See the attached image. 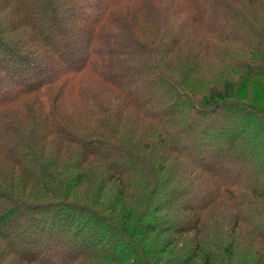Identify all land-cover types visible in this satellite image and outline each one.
<instances>
[{
	"label": "rangeland",
	"instance_id": "374dc122",
	"mask_svg": "<svg viewBox=\"0 0 264 264\" xmlns=\"http://www.w3.org/2000/svg\"><path fill=\"white\" fill-rule=\"evenodd\" d=\"M23 1L30 8L26 14L18 11L14 3H0V53L7 51L10 44L30 56L32 61L23 64L24 66L19 68L20 71L15 70L12 74L10 66L14 65V61L10 60H17L21 54L17 51L13 52L12 56L8 53L11 57L9 59L0 57V93L6 92L7 87H10V90L18 89L20 86L14 85L15 78L30 80L32 70L37 72L33 79H43L49 72L54 74L55 70L59 71L60 60L62 64H71V67H74L87 57L86 50H94L102 61L95 64L94 68L74 73L79 75L76 89L72 90L69 84L62 85V88H51L53 81H50L38 92L31 93L28 96L30 99L23 104L24 121L19 119L14 104L0 108V126L4 118L6 122L11 116L14 119L10 132L4 126L0 128V151L5 152L0 156V190H23L22 193L31 197L24 200L36 205L24 207V214L14 219L15 224L8 229L7 235L0 237L2 261L6 259L1 256L2 249H11L20 255L19 258L13 257L18 260L4 264H19L21 256H30L38 261L34 263L30 260L26 264H54L58 259L68 257L66 264H76L80 259L78 250H82L94 236L95 241L109 246L115 255L122 256L126 247L122 248V254L118 248L123 244L120 239L123 234L115 233L114 228H128L143 203L147 204L149 210L162 204L161 195L154 201L146 199V188L158 178L157 175L165 177L169 184L175 183L176 180L182 184L188 179L191 181L196 178L195 172L191 171L195 166L205 167L203 164H206L209 168L221 166V175L230 178L244 170L241 162L245 161L247 166L244 174L250 177L264 176L263 127H251L244 131L242 140L237 141L235 147L228 148V145L220 143V154L216 153L218 157L211 164L204 157L202 159L199 155L196 156L192 148L195 143L200 147V138L205 134L203 130L206 129L215 135L218 129L226 128L224 117L232 120L238 118L239 114L244 117L243 111L238 113V109L234 111L230 106L237 105L241 99L246 101V97L254 95L260 87L258 84H252V89L244 90L239 72L228 62L263 59L264 0H221L223 5H219L222 9L218 11L212 25H208L209 31L204 29L198 35L200 31L193 30L191 36L182 42L180 52L172 59L162 58L159 52L165 40L164 13L170 0H140L139 6L131 1L118 4L108 21L95 28L101 36L96 30L93 32L94 37L100 36L94 43L100 42L101 45L90 49L87 47L89 45H78L83 44L80 40L86 35L82 31H76L72 20L76 21L74 14L77 11L82 16L81 9L84 8L78 6L74 0ZM205 1L207 0H203L204 3ZM173 2L179 3L178 0ZM205 9L208 10V5ZM94 13L95 10L90 14L87 12V15L92 16ZM208 14L210 15V10ZM53 16L63 29L66 26L71 29L64 30L65 36L62 35L69 44V48L61 47L62 50L73 56L68 60L60 56L55 44L50 46L46 42L47 38L57 36L58 29L53 27L50 21ZM81 16H77L81 22L92 20L85 16L82 19ZM185 17H180L181 24H187ZM209 19H212V16ZM58 38L62 46V37ZM130 38L138 40L143 46L142 50L134 51V46L128 45L127 40ZM127 45L130 50L124 51ZM201 47L204 48L199 55ZM69 50L71 52H68ZM196 60L201 62L202 68L193 73L195 68L192 69V63ZM159 68H163L162 73L168 76L175 86L191 92L193 98L171 89L164 78V83L156 79L153 70ZM216 77L224 78L226 83L217 84ZM184 80L185 83L190 81V87L182 85ZM249 84L251 87V83ZM123 85L133 87L135 93L139 92L135 95L141 94V100L144 99L142 104H139L140 100L136 103L130 99L129 94L120 89ZM63 91L64 93H60ZM152 99L153 110L157 112V116H153L155 118L147 117L140 109V105L146 106ZM186 100L198 105L223 101L229 104V108L210 110L208 115L198 113L191 121L195 110L193 105L186 104ZM18 104L20 106V103ZM259 104L264 105V98L260 99ZM202 116L208 119L205 120L208 124L202 122ZM190 130L195 132V139L190 138ZM4 138L5 141L2 142ZM7 138L10 139L7 141ZM111 143L120 149L122 147V153L112 149ZM221 146L224 148L221 149ZM108 147L112 149L110 153H107L110 151L106 150ZM89 148L99 154L89 153ZM171 148L178 153L163 160L159 174L153 175L152 180L151 175L143 179L142 169L135 165L137 161L132 158V154L136 152L141 156L142 162L145 158L152 162L158 156V151L163 155V150ZM184 148L186 150H183ZM251 150L257 156V164L256 161L249 163L247 159ZM236 151L241 154L240 157L233 156ZM192 155L193 160L188 158ZM252 164L255 165L254 168ZM26 165L37 168L29 174L30 179L26 176ZM78 169L81 171L80 176ZM122 170L126 171L118 173ZM43 178L45 181L38 182ZM197 182L196 185L202 188L195 192L190 189L191 192L186 194H201L203 189L206 190V187L211 185L206 184L205 187L203 182ZM196 185L193 184L194 187ZM194 187L191 188L194 190ZM66 189L74 192L76 196L68 200L55 198ZM178 196H182L180 201L170 199L163 206L171 210L177 209L186 198H191L183 194ZM235 197L233 196L234 201L231 200L232 197L228 199L230 204L237 208L239 203L235 201ZM62 201H65L66 205L59 204ZM10 203L0 198V212L4 204L11 205ZM85 208L92 211L93 217L89 216L90 211H84ZM94 209L96 211H93ZM66 210L73 214L68 216ZM258 212L251 213L248 217L262 222L258 227L264 228V209L259 208ZM165 213L163 215L167 216ZM204 213L206 221L201 228L202 238L204 242L215 246L219 259L216 264H264V252L261 249L264 241L253 242L256 247L249 251L251 244L247 238V226L241 222L234 225L230 215L232 210L227 205L218 202L208 207ZM53 214L57 215L56 222L50 220ZM162 219L157 223H164ZM150 220L152 219H146V223ZM152 222L155 223L153 220ZM111 225L113 227H110ZM236 226L239 227L235 228ZM170 236L171 232L158 231L148 233L149 239L145 242L138 239L141 237L137 239L144 248H156L165 244ZM190 241L191 239H184V243L175 251L169 248L166 264H176L177 260H181L185 254L183 252L189 250ZM207 244L205 243L203 248L211 253ZM181 250L183 254L179 258L178 253ZM41 258L45 261H41Z\"/></svg>",
	"mask_w": 264,
	"mask_h": 264
},
{
	"label": "trees",
	"instance_id": "16d2710c",
	"mask_svg": "<svg viewBox=\"0 0 264 264\" xmlns=\"http://www.w3.org/2000/svg\"><path fill=\"white\" fill-rule=\"evenodd\" d=\"M133 4L140 5V0H74V2L80 6L83 7L84 11L82 16L79 15L80 12H76L74 17L76 18V21L72 20L73 23H75L76 31L77 32H84L85 38L79 39L82 41L83 44L78 43L79 46L83 45H89L87 47L92 48L96 47V45H101L100 42L94 43L95 40L99 39L101 34L95 29L99 25H102L103 23L107 22L109 19L110 14L114 12L118 4L120 3H127L130 2ZM178 4H175L173 0H170L168 6L166 7L164 18L166 20L165 23V29L166 33L165 40L162 44V46L159 48V52L162 56V58H174L173 56H176L177 53L180 52L182 49V42L185 41L189 36H191L193 30H199V34L205 29L208 30V25H212V23L215 21L214 18L218 16V11H221V0H207L205 3L203 0H178ZM0 3H4L5 5H9V3L16 4L18 11L20 12H28L30 8H28V4L25 3L23 0H0ZM212 3V4H211ZM206 4V5H204ZM214 4V6H213ZM221 4V5H219ZM34 5V4H33ZM32 5V6H33ZM37 5V4H36ZM34 5V6H36ZM208 10L205 9L207 8ZM40 7V6H38ZM33 9V8H32ZM77 9V6H76ZM95 10L94 15L88 16L90 12H93ZM210 10V15L208 14V11ZM35 11V10H34ZM222 14V13H221ZM185 15H188V17H185ZM81 16L83 19L85 17L92 18L91 21H80V18H77ZM181 16H184L187 19V24H181ZM210 16H212V19H209ZM51 23H53V27H56L58 30L57 32V38H47L46 42L52 45L57 46V50H59V54L62 58H72L73 56H70V53H67L62 50L63 48H69L68 42H66V38L63 37L64 30H71L69 26H66L64 29L59 24L56 23V20L54 19V16L50 18ZM164 26V24H163ZM97 31V33L100 35L93 36V32ZM209 31V30H208ZM59 36L62 37V46L59 44ZM65 36V35H64ZM45 40H43L44 42ZM128 45L134 46V51L137 49L143 48L141 43L136 40L135 38H130L127 40ZM58 43V44H57ZM75 43V42H74ZM95 44V45H94ZM201 44V43H200ZM7 46V51H4L2 54L0 53L1 58L9 59L11 58L10 55H14L13 52H19L21 55H17V60H10L14 61V65L10 66V71L12 74H14V71H20V67H23V64H28L31 62L32 58L30 56H27L26 53H23L20 49H18L14 45ZM54 45V46H55ZM128 45L126 46L124 51L130 50L128 49ZM140 45V46H139ZM132 46V47H133ZM72 48V46H71ZM204 47L200 48L199 55L202 53ZM73 49V48H72ZM142 50V49H141ZM68 52H71L70 50ZM87 57L83 60V62L74 65V67H71V64H62L61 60L58 61L59 65V71L55 70L54 74H51L48 70V74L43 78H35L33 79V76L37 73L36 71L33 72L32 70V77L29 80V78H21L19 80H16L15 76V84L18 87V89L10 90V87H7L8 90L6 92L0 93V108L4 106H9L11 103L14 104V108L17 110V114L19 115V119L21 121H24L25 117L22 115V109L23 104L26 102L29 95L31 93L38 92L41 87L45 85V83H48L50 81L52 82L51 88L57 86L58 88H62V85L69 84L72 86V90L77 88V80L78 76H76L74 73H77L83 69H89L91 67L94 68L95 64H100L102 60H100V57L97 53L90 50H86ZM10 55H9V54ZM26 54V55H25ZM198 55V57H199ZM59 56V57H60ZM197 59V56L195 57ZM264 59V56H262ZM260 59L257 60H234L231 62H228L229 65L235 67L236 71L239 72V76L241 77V84L243 86V89L250 88L252 89V84H258V87L254 93V95H251L249 98L246 97V101L240 100V102L235 106H230L234 109H238V113L244 112L245 116L241 117L240 114L238 115V118L232 120L229 118H225L224 123H226L224 126L226 128H223L222 130L218 129L217 133L215 135H212V133L208 132L206 129L203 130L205 134H202V138H200V147L198 145L192 146L194 152L196 153V156H200V158L210 161L209 164H211L216 157H218V154H220V150L218 148V145L225 144L228 145V148H232L237 141L242 140L244 136V131H247L251 127L264 128V105L259 104L260 99L264 98V60ZM71 61V60H70ZM201 62L199 60L194 61L192 63V69H194V72L199 71L202 66L200 64ZM208 63V62H207ZM169 65H172V60L169 61ZM140 71V69H138ZM163 68H159V70H153V73L156 79H160L163 83V79H165L166 83L171 86V89L176 90L180 92L182 95L190 96L193 98L191 92H187L186 90L177 87L174 85V83L171 81V79L162 73ZM75 75V76H74ZM189 80V79H188ZM215 81L217 84L226 83V80L224 78H215ZM157 82V81H156ZM189 82L185 83V80L182 82V85H188ZM114 83V80H113ZM251 83V87L250 84ZM230 85L229 83H227ZM135 87V86H134ZM190 87V86H189ZM120 89L124 92H127L133 101L136 103L140 100L139 104H142L141 100V94L135 95V89L133 87H123L120 86ZM192 89V88H191ZM213 89V88H212ZM243 91V90H242ZM60 93H64L60 92ZM181 94L179 96H181ZM240 95V94H238ZM241 96V95H240ZM239 96V97H240ZM27 97V98H25ZM23 98H25L23 100ZM196 99V98H194ZM23 100V101H22ZM186 104L193 105V117L191 121L196 118L198 113L206 114L210 112V110H218V109H225L229 106L228 103H224L223 101L220 102H213L208 104L198 105V103H192L191 101L186 100ZM20 103V106L19 104ZM154 101L152 99V102H148L146 106L140 105V109L144 111L145 114H147V117L155 118L153 116H157V112L153 110ZM138 108V107H136ZM229 108V107H228ZM16 113V112H15ZM201 114V115H202ZM6 118H4V122L1 127L4 126V128H7L9 132L11 131V124L14 122L13 117L11 116V119L6 122ZM208 120L204 116H202V122H206L208 124ZM219 121V120H218ZM221 121V120H220ZM236 121H239L238 123ZM235 123V124H234ZM203 124V123H201ZM239 124V125H238ZM202 126V125H201ZM190 127V126H189ZM240 131V132H238ZM173 132V131H172ZM195 132L190 130V138L195 139ZM205 135V136H204ZM171 137L173 139L174 136ZM10 138H7V141ZM203 140V141H202ZM5 141V138L2 140V142ZM220 141V142H219ZM223 141V142H222ZM112 144V143H111ZM236 146V145H235ZM234 146V147H235ZM222 147V146H221ZM112 149L116 150L117 153L121 152V149L115 145L112 144ZM111 148L108 147L106 150H110L107 153L111 152ZM222 147L221 149H223ZM237 148V147H236ZM264 148V146H263ZM90 149V148H89ZM183 150H186L185 148ZM165 154L160 155L159 151L158 156L155 157V159L150 162V160H147V158L144 159V161H141V156H139L136 152L132 154V158H136L135 165L137 167H140L142 169V178H146L147 176L151 175V180L153 178V175H156V173L159 174V169L161 168V163L166 158H170L172 155L177 154L178 151H176L174 148L163 150ZM227 151V150H226ZM247 151V150H245ZM193 152V153H194ZM4 151H0V156L4 155ZM89 153L98 155V151H94L92 149L89 150ZM122 153V152H121ZM170 153V154H169ZM181 155H183L181 152H179ZM216 153H218L216 155ZM224 152H222L223 154ZM105 154V153H104ZM236 154L237 151H236ZM235 152L233 153V156L240 157L241 154L236 155ZM250 156L247 158L249 160V163L251 161H256L255 153L253 150L248 153ZM107 157V156H104ZM192 157V158H191ZM191 157H188L189 159L193 160V155ZM140 161V163H138ZM198 161V160H197ZM199 163L203 164V162ZM245 170L247 166V162L242 161ZM257 164V161L255 162ZM217 164V163H216ZM205 165V167L195 166V169H192V173L195 174L196 178L187 180L185 183H180L179 180L174 181L175 183L169 184L166 181L165 177H161L157 175L154 176L155 181H153L147 188H146V199H151L152 201L156 200V197L161 195L160 202L162 203V208L160 206L152 207V210H149L147 207V204L143 203L142 208L139 210L137 215L133 218L131 223L129 224V227L127 228H114L115 233L122 232L123 235L120 236V239L122 240V246L118 248V251L122 254V248L126 247V250L120 255H115L113 253V250L109 248V246H105L103 244H100L98 241H95L96 237L91 239V241L86 243V246L81 250H78V254L80 255V259L77 260L76 264H103L105 263H113V264H166L167 257L166 254L168 253V249L171 248L175 251L176 248L182 243H184V239L188 240L191 239L190 243L188 244V252H183L182 250L178 253V256L180 258V255L184 254V257L181 258V260H177L178 262L176 264H216L218 263V257L216 253L215 246L212 245L209 242H204L202 238L203 230L201 229L204 222L206 221V214L204 213L207 211L208 207L211 205H214L218 202L223 203L227 205L232 210L231 217L233 219L234 225L238 224L239 222L244 223L248 229V235L247 238L250 240L251 247L249 251H252L253 248L256 247L253 242L255 241H264V228H259L258 226L262 225V222H259V220L253 219L251 220V217H248L251 215V213L258 212L259 208L260 210L264 209V176L257 175L255 177H250V175L244 174V170L239 172V174L233 176V177H224L221 175V166H215L214 168H209L208 165ZM214 165V164H213ZM249 165V164H248ZM202 166V165H201ZM254 168V164H252ZM26 172L28 173L26 176L30 179V173L35 172L37 168L32 167L31 165H26ZM190 171V169H188ZM40 170H38L39 172ZM126 170L119 171L118 173H123ZM77 172H79V176L81 174V171L78 169ZM149 172V173H147ZM246 177V179H245ZM261 177V178H260ZM76 178V177H75ZM192 180L194 182H192ZM203 182V184L206 187V184H211L209 187H206L207 189H203L202 193H195V195L186 194L187 192L192 190V192H195L197 189H201L202 187H198L196 183L197 181ZM45 181V178L39 179L38 182ZM33 183V182H32ZM193 184L196 185V187L193 186ZM260 185V186H259ZM47 187V186H46ZM191 187H194L193 190ZM48 188V187H47ZM49 190V188H48ZM198 191V190H197ZM239 193H238V192ZM22 191H9V190H0V198H3L5 201L11 202V205L4 204V207H2V210L0 212V237H2L3 234L7 235L8 229L15 224V220L17 216H21L24 214L23 210L24 207H34L36 206L33 204V202H29L28 200L25 201L24 199L28 197L30 199L31 197L26 196L25 193H22ZM191 192V191H190ZM51 193H53V190H51ZM186 195L191 196V198H186L185 202L179 205L177 209H170L165 205L168 200L172 199L173 201H180L182 199V196L177 195ZM76 194L74 192L66 190H62L59 197H55L57 199H66L68 200L70 197L74 198ZM233 196L235 197V201H237L238 207L235 208L233 205H231V201L228 198H231L232 201H234ZM88 195L86 196V198ZM33 198V197H32ZM92 198V197H89ZM34 199V198H33ZM145 199V200H146ZM145 202V201H144ZM165 203V204H164ZM176 203V202H175ZM55 204V203H54ZM53 204V205H54ZM63 205H66L65 201H62L61 203ZM97 204V203H96ZM123 206V205H122ZM124 207V206H123ZM235 208V209H234ZM137 210V209H136ZM59 211V210H58ZM84 211H90L89 216L93 217V213L90 209L85 208ZM93 211H96L95 209ZM163 211V212H162ZM167 211V213H165ZM66 210V214H73L72 212H69ZM163 213L168 214L163 215ZM259 213V212H258ZM94 214H97L94 212ZM11 217H8V216ZM14 215V216H13ZM98 215V214H97ZM13 216V217H12ZM100 216V215H99ZM149 216V217H148ZM159 218V219H158ZM160 218L164 219V223H157ZM15 219V220H14ZM57 215L53 214L50 217V220L52 222L57 221ZM146 219H152L155 223L150 220L149 222ZM162 219V220H163ZM121 220V219H120ZM14 221V222H13ZM123 224H125L124 221H122ZM50 225V224H49ZM55 225V223H53ZM110 227H113L112 225ZM239 226H236L237 228ZM127 229V231H125ZM124 231V232H123ZM171 232V235L160 247L152 248L144 246L138 241L140 239L141 242H145L149 239L148 233L153 232ZM193 233V234H191ZM189 234V235H188ZM11 235V234H10ZM188 235V236H187ZM191 235V236H190ZM137 237H141L138 238ZM241 238V237H240ZM12 239V238H11ZM242 239H246V237H242ZM110 240H112V237H110ZM98 242V243H97ZM238 242V241H237ZM205 243H208L207 246L210 248V251L205 250L203 247L205 246ZM241 244V241L239 242ZM45 245V244H44ZM254 245V246H253ZM50 246V244H48ZM262 251L264 252V246L261 247ZM1 250V249H0ZM11 249H2L1 256L2 258L5 257V260L0 259V264H4L7 262L15 261L14 259L18 260L19 254L15 253ZM147 252V254H146ZM183 252V253H182ZM17 257V258H13ZM37 257V256H36ZM29 258V259H28ZM19 264H26V262H34L37 263V260L31 259L30 256H21ZM39 259V258H38ZM43 259V258H41ZM40 259V260H41ZM69 257L58 259L54 264H66L65 260L67 261ZM22 261V262H21ZM41 261H45L44 259ZM30 264V263H29ZM48 264V263H47Z\"/></svg>",
	"mask_w": 264,
	"mask_h": 264
}]
</instances>
